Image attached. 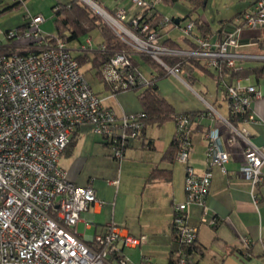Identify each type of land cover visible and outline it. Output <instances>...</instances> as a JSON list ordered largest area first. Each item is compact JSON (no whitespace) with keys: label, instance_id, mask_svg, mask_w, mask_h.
<instances>
[{"label":"built area","instance_id":"built-area-1","mask_svg":"<svg viewBox=\"0 0 264 264\" xmlns=\"http://www.w3.org/2000/svg\"><path fill=\"white\" fill-rule=\"evenodd\" d=\"M83 1L129 47L115 52L102 67V82L111 91L108 98H101L92 89L68 42L43 33L42 15H28L23 27L7 30L0 38V264H129L124 249L146 243L145 236L135 237L115 224L91 243L81 239L77 226L97 203L96 191L91 186H78L59 166L74 133L83 125L93 127L118 162L125 158L132 141L144 137V113L118 115L104 105L121 92L154 85L157 75L146 78L135 57H150L167 75L176 76L186 85L182 76L190 79L191 74L183 66L185 62L201 61L219 74L225 68L239 71L240 63L246 61L264 63V52H239L244 30L264 29V0H254L237 24L224 29L219 41L196 37L192 49L163 43V29L171 23L166 18L159 22L158 30H151L149 20L160 0H131L139 10L132 18L124 8L109 13L93 0ZM193 29L194 24H188L184 34L192 37ZM87 43L79 50L106 52L102 44L94 47L92 38ZM245 81L250 79L224 83L230 115L241 122L258 124L252 105L263 95ZM207 106L210 116L229 128L230 142L243 144L244 163L238 177L251 183V194L257 202L256 188L264 184V146H257L249 132L238 128L231 118L220 116L214 106ZM199 116L180 113L174 117L178 145L175 160L186 166V198L173 204L172 226L181 249L179 258L171 264L192 263L188 251L197 242L198 229L188 224V210L200 207L201 221L208 223L206 200L212 170L219 167L226 173L229 162L220 130L214 127L206 133L205 172L198 174L190 164L193 125ZM242 243L249 245L247 239ZM139 264L152 262L144 258Z\"/></svg>","mask_w":264,"mask_h":264},{"label":"crops","instance_id":"crops-1","mask_svg":"<svg viewBox=\"0 0 264 264\" xmlns=\"http://www.w3.org/2000/svg\"><path fill=\"white\" fill-rule=\"evenodd\" d=\"M230 1L231 5L233 0ZM235 1H239L240 9H234L227 16H222L220 11H217L219 19L216 23L206 14L210 0H206L203 7L193 13H191L193 6L188 0L190 11L184 16L182 15L183 17L177 15V18L171 19L172 24L163 29V43L173 42L180 49L194 48L196 37L203 36L202 31L195 24L196 20L209 30V33L204 35L206 38L213 43L219 41L223 36L224 29L229 28L232 24H237L238 16L249 10L254 3V0ZM213 3L216 1L213 0ZM160 4L156 10L163 18L164 16L168 17L159 9ZM120 7L128 12V18H132L139 12L131 0H113L109 9L113 12ZM185 20H187L186 23ZM190 23L194 24L193 36L183 38V44L178 43L174 33ZM172 25L175 28L170 29ZM241 42L242 47L239 52L263 53L264 29L244 30ZM135 60L139 65L138 56L135 57ZM240 64L246 68L260 63L245 65V62H242ZM151 72L156 74L154 70ZM196 72L207 73L212 77L217 73L213 69L193 71L190 73L192 82L196 80L194 77ZM224 83L231 84L230 77H226L221 85L217 83V95L215 98H211L212 102L199 96L204 102L203 106L199 103H192L183 111H177L171 103L177 114L196 113L200 115L193 125L190 157V164L198 174H203L206 170V133L210 129L216 127L220 130L222 147L229 154V162L225 166L226 173L222 172L219 167L212 170V183L206 200L208 223H202L200 207L192 206L188 210V224L198 229L197 242L188 251V254L192 261L191 264H264V184L256 188L257 202H255L251 194V183L238 177L244 163L243 144L239 141L230 142L229 128L216 118L211 117L208 111L207 104L214 106L223 118H231ZM248 83L256 86L263 95L261 100L255 101L252 105V112L259 123L238 122L235 125L249 132L252 141L257 146H264V78L259 84L251 78L249 82H244V84ZM160 95L163 96L161 93ZM142 112L143 109H141ZM123 114L126 113L123 112ZM172 122L174 126L171 128L167 125L168 122L161 126H148L142 139L129 144L125 158L121 162L115 160L112 162L108 158L109 148L106 141H103V146L95 141L94 148L100 150L97 159L99 157L104 159V165L99 168L100 174L93 175L92 171H89L94 162V155L83 150L82 145L87 139L82 129L85 125L79 127L74 133L71 144L59 160L60 168L68 172L70 178L78 186H91L96 191L97 203L91 207L90 211L84 215V220L79 223L85 224V230L90 235H81L77 229L81 239L91 243L96 235L105 232L113 224L126 228L135 237H146V243L141 246L124 249L123 255L128 259L129 264H139L144 258H149L152 264H171L179 258L181 248L172 226L173 204L182 203L186 198V166L177 162L175 156L165 158L175 140L176 126L173 120ZM93 140H95L94 137ZM97 164H100V158ZM156 169L168 171L169 179L159 178L150 181L149 178ZM262 171L264 174V167ZM109 174L113 175V180L106 179ZM125 185L133 187L134 199H138V210L135 214L140 215L133 222L129 220L128 215L133 214L128 207L130 203L128 192L130 191H126ZM113 187H115L114 197L110 191ZM242 239L248 240L247 247L243 245Z\"/></svg>","mask_w":264,"mask_h":264},{"label":"rangeland","instance_id":"rangeland-1","mask_svg":"<svg viewBox=\"0 0 264 264\" xmlns=\"http://www.w3.org/2000/svg\"><path fill=\"white\" fill-rule=\"evenodd\" d=\"M70 1L71 0H0V38L4 37V33L7 30H14L17 29L18 27L25 25L28 15H42L45 18V22L41 26L43 33L46 36L55 37L56 35H58V32L55 26V13L53 7L57 4L64 5ZM80 1L84 2L83 0ZM93 1L107 12L109 13L112 12V10H110L109 7L112 5L113 0H93ZM210 1L211 2L209 3V6L206 10V14L209 15L211 18H213L214 19L213 21H215L216 23H218V19H219L217 17V11H220V14L222 16H227L230 15L231 11H234V9L237 10L240 9V7H238L239 1L233 0V3L231 5H230L231 3L230 0H215L216 3H213V0ZM19 2H22V4L19 7H16L8 11L7 10L4 11L5 9L12 7ZM159 9L162 12H164V15L168 16V17L164 16V18L171 21V19L177 18V15L184 16L185 13L189 12L190 4L188 3V0H182L180 3L176 4L173 7H168L165 6L163 3H161L159 5ZM186 21L187 20H185L184 22L186 23ZM171 24L172 23H170L169 25ZM172 28L175 27H173L172 25L170 29ZM66 34L68 35L69 31H67ZM174 35L175 38L177 39L176 41L180 44H183L182 39L187 37L184 34L183 29L181 28L176 30ZM89 38H92L93 45L96 48L99 46V43L102 40L100 34L98 32H94L90 36L83 37L81 39V45L80 43L77 42H73L69 44V47L72 50L74 56L78 55L79 47L85 44L88 45L87 40ZM138 60L140 62V64L138 65L139 71L146 78L151 79L152 78L151 71L153 70L152 66L148 64V62H146L141 56H138ZM255 63H260V62L249 61V62H245V65L255 64ZM89 68L90 66L86 65L85 67L82 68V70L83 72H85ZM86 77L92 89L96 93H98L101 98H108L111 95V91L108 88H106L103 83H101L96 79L94 72L87 73ZM182 77L189 85H186L185 83L180 81L176 76L171 74L167 75L166 77L158 81L159 92L166 99H168L170 103H172L176 107L177 111H183V109L187 108L192 103H199L202 104L203 106L204 102L201 101L199 96L210 102H212L211 98L216 97L217 87H218L217 81L210 74L196 72L194 74V77L196 78L194 82H192V80L190 79H187L186 76H182ZM137 95H138V91L127 90L117 94L115 99L105 101L104 105L106 107L112 108L117 114H123V112H125L127 115L139 114L141 113L142 107L138 100ZM167 125L169 126V128L174 126L172 121H169ZM82 129H83V133H85V137H87L85 143L82 145L83 150L84 152H91V154L94 155V162L89 171H92L93 175L100 174L101 170L99 168H101V166L104 165V159L102 157H99L100 164H97V161L99 160V158L97 159V157L99 156L100 150L99 148L96 149L94 148V143L96 141L103 146V141L105 140L101 136H98L94 132L93 127L90 125H85ZM93 137L95 140H93ZM109 151L110 149H108L107 156L112 162H114V159L111 157V151L110 152ZM111 172L114 171L111 170ZM110 174L106 178L107 180H113L112 178L113 175L110 176ZM117 177L118 176H116V178ZM125 188L127 189V190L125 189L126 191H130L128 192L130 194V196L128 197L130 198V203L128 204V207L129 210L133 212V214H128V215H129V220L133 222L140 215V214H135L138 210V206H137L138 199L137 198L134 199L133 196L134 189L132 186L125 185ZM110 191L114 197L115 187H113ZM77 229L81 235H85V236L90 235V233H88L85 230V224H79V226H77Z\"/></svg>","mask_w":264,"mask_h":264},{"label":"trees","instance_id":"trees-1","mask_svg":"<svg viewBox=\"0 0 264 264\" xmlns=\"http://www.w3.org/2000/svg\"><path fill=\"white\" fill-rule=\"evenodd\" d=\"M181 0H160L168 6H173L179 3ZM206 0H190L193 8L192 12L197 11L199 8L203 7ZM22 2L16 3L14 6L5 9L8 11L19 7ZM55 13V26L58 32L57 37L65 39L68 44L77 42L81 44V39L86 36L92 35L94 32H98L101 36V41L99 45H104L106 47V52L99 51H79L78 55L75 56L81 68L86 65L90 68L84 72L87 73L94 72L95 77L98 81L102 82L101 71L104 64H106L110 57L117 51L127 50L129 47L113 32L111 28L104 22L102 17L96 13L90 6L80 0H71L70 2L62 5L57 4L53 7ZM244 13V12H243ZM147 14V12L145 13ZM191 15V14H190ZM241 15V14H240ZM239 15V16H240ZM238 16V17H239ZM163 19L162 15L155 9L149 20L151 25V30L159 29V22ZM195 24L198 26L199 30L202 31L203 36L209 33V30L196 20ZM69 31L67 35L66 32ZM169 47L178 48L173 42H164ZM195 48L196 46L193 45ZM0 52H3L0 50ZM148 64L152 66L154 73L157 74L156 81L151 87L136 88L138 91V100L142 106L143 112L146 115L144 119V134L148 126L158 125L161 126L169 121H174V117L177 115L174 106L163 96L160 95L158 90V81L167 76V74L161 69V67L150 57L141 56ZM135 63L138 62L134 59ZM170 63H173L169 61ZM185 69L189 73L193 71H207L210 70L201 61H189L183 64ZM217 83L221 85L226 77H230L233 82L237 78H251L257 84L264 78V63H260L256 66L242 67L241 70L235 71L233 69L225 68L224 71L219 74L214 75ZM226 98H227V91ZM189 115L195 116L196 113H190ZM234 124L241 122L240 118L230 119ZM178 150V145L176 140L172 144L169 152L166 154L165 158H173L176 156ZM170 173L168 171L156 169L151 174L149 178L150 181L155 179L163 178L168 180ZM177 239V237H176Z\"/></svg>","mask_w":264,"mask_h":264}]
</instances>
